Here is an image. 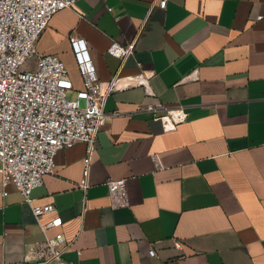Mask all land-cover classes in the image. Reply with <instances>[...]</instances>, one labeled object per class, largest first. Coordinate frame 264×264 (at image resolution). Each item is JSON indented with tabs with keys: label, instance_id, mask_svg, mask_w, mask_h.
Instances as JSON below:
<instances>
[{
	"label": "crops",
	"instance_id": "obj_1",
	"mask_svg": "<svg viewBox=\"0 0 264 264\" xmlns=\"http://www.w3.org/2000/svg\"><path fill=\"white\" fill-rule=\"evenodd\" d=\"M72 40L101 81L154 75L153 95L133 86L108 97L86 191L84 142L60 149L32 190L34 204L56 209L41 223L62 218L47 230L70 243L61 264H264V0H77L36 43L64 62L73 96L83 80ZM112 40H135L122 65ZM155 101L182 106L186 120L166 129L138 110ZM109 178L125 179L126 204L110 197ZM43 238L0 175V264H29L28 244Z\"/></svg>",
	"mask_w": 264,
	"mask_h": 264
},
{
	"label": "built area",
	"instance_id": "obj_2",
	"mask_svg": "<svg viewBox=\"0 0 264 264\" xmlns=\"http://www.w3.org/2000/svg\"><path fill=\"white\" fill-rule=\"evenodd\" d=\"M77 0H0V175L2 186L17 189L44 232V238L28 244L29 264H61L70 243L63 233L48 235L49 228L62 223L60 216L47 223L40 218L56 209L51 203L34 204L32 190L43 183L55 166L56 153L74 143L84 142L86 153L78 186L86 191L91 156L99 130L107 115L108 97L118 89L141 86L153 95L149 79L153 72H139L101 81L82 40H72L82 88L74 91L73 82L64 62L55 55L42 54L36 43L52 15L64 8H73ZM166 0H158L164 7ZM135 40L123 45L112 40L107 52L124 60L133 53ZM160 119L166 129H174L187 118L182 106H168L155 101L138 107ZM106 186L110 197L127 203L124 178H109ZM6 191L4 190L3 193ZM177 249L179 241H174ZM150 256L155 250H148Z\"/></svg>",
	"mask_w": 264,
	"mask_h": 264
},
{
	"label": "rangeland",
	"instance_id": "obj_3",
	"mask_svg": "<svg viewBox=\"0 0 264 264\" xmlns=\"http://www.w3.org/2000/svg\"><path fill=\"white\" fill-rule=\"evenodd\" d=\"M68 97H72V93H70V91L67 94Z\"/></svg>",
	"mask_w": 264,
	"mask_h": 264
}]
</instances>
